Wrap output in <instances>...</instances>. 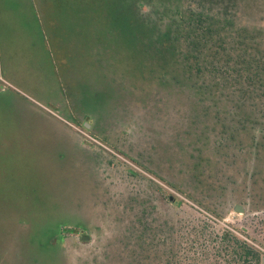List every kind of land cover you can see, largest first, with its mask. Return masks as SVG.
Masks as SVG:
<instances>
[{"label":"trees","instance_id":"trees-1","mask_svg":"<svg viewBox=\"0 0 264 264\" xmlns=\"http://www.w3.org/2000/svg\"><path fill=\"white\" fill-rule=\"evenodd\" d=\"M48 2L54 34L64 32L59 45L68 68L64 110L102 143L113 144L115 137L101 134L105 125L114 131L125 126L102 125L100 116H137L145 109L165 119L195 116L196 128L182 122V138L178 137L186 143L180 146L192 150L197 171L205 152L224 160L239 154L247 162L253 152L264 150V34L239 17V0ZM62 16L64 28L58 24ZM91 119L96 123L89 131L85 124L92 125ZM118 173L123 175L117 179L123 190L112 196L110 188L100 205L112 213L111 236L121 264L123 257L127 264H264L263 244L255 240L259 248L218 228L195 209L184 212L180 206L171 215L162 213L161 204L169 203L159 185L148 180L142 192L138 173ZM194 179L196 191L206 188L200 176ZM190 199L213 217L223 218L205 200ZM78 216L74 221L82 229L89 231L96 220V231L103 229L101 216ZM67 223L62 216L51 221L46 241L65 245L74 231L66 229Z\"/></svg>","mask_w":264,"mask_h":264},{"label":"rangeland","instance_id":"rangeland-1","mask_svg":"<svg viewBox=\"0 0 264 264\" xmlns=\"http://www.w3.org/2000/svg\"><path fill=\"white\" fill-rule=\"evenodd\" d=\"M239 1V17L264 34V0ZM47 2L0 0V75L5 79L0 89V264H121L111 236L112 213L100 205L110 188L112 196L123 190L117 181L123 178L119 170L139 174V191L147 190L148 180L159 185L169 203L161 204L162 213L171 215L180 206L184 212L195 209L218 228L261 248L255 243L264 245L261 142V149L250 153L247 162L239 154L224 160L205 152L197 171L192 150L180 146L186 143L181 142L184 128L179 126L183 122L196 128L195 116L165 119L142 109L137 116H100L102 125L125 126L114 131L105 125V132H99L115 137L113 144L102 143L64 110L69 97L64 85L68 68L64 49L59 48L64 32L54 34ZM59 22L64 28V16ZM195 176L204 180L205 189L195 190ZM192 197L218 208L223 218L210 215ZM236 206L244 212H237ZM78 214L98 215L95 220L101 216L103 229L96 231L97 220L89 231L82 229L74 221ZM58 216L69 221L66 229L74 230L64 247L44 237ZM86 236L89 241H82Z\"/></svg>","mask_w":264,"mask_h":264},{"label":"water","instance_id":"water-1","mask_svg":"<svg viewBox=\"0 0 264 264\" xmlns=\"http://www.w3.org/2000/svg\"><path fill=\"white\" fill-rule=\"evenodd\" d=\"M0 85H1V84H0ZM86 127H87V128H90V125L87 124ZM171 200H173V199H171ZM235 210H236L237 212H240V213H243V212H244V210H243V208H242L241 206H236V207H235ZM89 239H90V237H89V236H86V237H83V238H82V241L86 242V241H89Z\"/></svg>","mask_w":264,"mask_h":264},{"label":"flooded vegetation","instance_id":"flooded-vegetation-1","mask_svg":"<svg viewBox=\"0 0 264 264\" xmlns=\"http://www.w3.org/2000/svg\"><path fill=\"white\" fill-rule=\"evenodd\" d=\"M2 88V85H0V89ZM95 119L92 120V125H90V128H87L89 131L93 130L92 128L95 126ZM63 231V230H62ZM64 234V232H62ZM71 235V234H70ZM63 236V235H62ZM82 239V238H81ZM62 246L64 247V241H63V244Z\"/></svg>","mask_w":264,"mask_h":264},{"label":"crops","instance_id":"crops-1","mask_svg":"<svg viewBox=\"0 0 264 264\" xmlns=\"http://www.w3.org/2000/svg\"><path fill=\"white\" fill-rule=\"evenodd\" d=\"M4 78L0 75V84L2 85L3 84V82H2V80H3ZM5 80V79H4Z\"/></svg>","mask_w":264,"mask_h":264}]
</instances>
